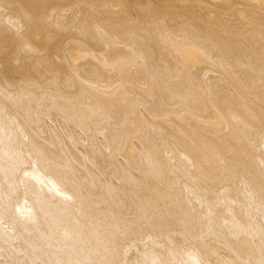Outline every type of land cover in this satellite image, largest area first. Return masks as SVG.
Masks as SVG:
<instances>
[{
  "label": "bare ground",
  "instance_id": "obj_1",
  "mask_svg": "<svg viewBox=\"0 0 264 264\" xmlns=\"http://www.w3.org/2000/svg\"><path fill=\"white\" fill-rule=\"evenodd\" d=\"M0 264H264V0H0Z\"/></svg>",
  "mask_w": 264,
  "mask_h": 264
}]
</instances>
